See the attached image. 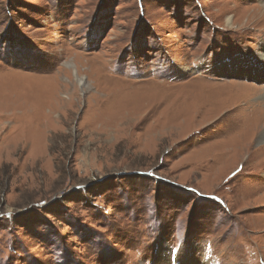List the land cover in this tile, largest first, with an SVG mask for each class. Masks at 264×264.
Wrapping results in <instances>:
<instances>
[{
	"label": "rangeland",
	"instance_id": "obj_1",
	"mask_svg": "<svg viewBox=\"0 0 264 264\" xmlns=\"http://www.w3.org/2000/svg\"><path fill=\"white\" fill-rule=\"evenodd\" d=\"M262 55L264 0H0V264H264Z\"/></svg>",
	"mask_w": 264,
	"mask_h": 264
},
{
	"label": "bare ground",
	"instance_id": "obj_2",
	"mask_svg": "<svg viewBox=\"0 0 264 264\" xmlns=\"http://www.w3.org/2000/svg\"><path fill=\"white\" fill-rule=\"evenodd\" d=\"M231 23V22H230ZM263 56V55H262ZM264 57V56H263ZM263 57H261V58H263ZM79 82L81 83L82 82V80L81 79H79ZM262 136H263V138H264V130H263V134H262ZM170 264H171V261H170Z\"/></svg>",
	"mask_w": 264,
	"mask_h": 264
}]
</instances>
